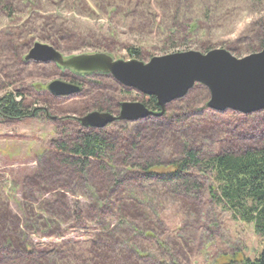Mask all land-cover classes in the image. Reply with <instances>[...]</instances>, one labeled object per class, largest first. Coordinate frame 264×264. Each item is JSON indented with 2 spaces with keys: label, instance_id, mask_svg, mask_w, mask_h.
<instances>
[{
  "label": "trees",
  "instance_id": "obj_1",
  "mask_svg": "<svg viewBox=\"0 0 264 264\" xmlns=\"http://www.w3.org/2000/svg\"><path fill=\"white\" fill-rule=\"evenodd\" d=\"M62 1L66 0H59ZM78 1L97 15L117 18L118 22L135 30L143 27L150 29L158 35L162 50L190 48L196 44L202 52L214 46L209 39L201 41L199 38L209 37L208 23L226 2ZM44 8L43 0H0V17L18 24L19 18L37 15ZM121 8H124L121 11L123 14ZM20 15L23 17H18ZM51 16L49 13L43 17V26L49 25L48 19ZM116 29L114 25L110 35L105 38L102 36L99 40L94 39L93 35L82 34L88 40H96L97 46L110 54V46L118 42ZM73 31L77 30L58 27L56 34H69ZM243 34L241 39L242 34H239L229 43L227 49L243 55L263 49L264 17L250 25ZM237 40L245 43V50L235 45ZM50 41L56 49L62 48L59 39L52 38ZM127 49L130 56L139 60L147 55L148 50L139 43L127 45ZM21 60L24 64L29 63L24 57ZM59 68L69 71L67 77L70 82L80 84L81 91L76 96L94 99V110L117 113L122 102L117 96L112 98L105 95L100 87L95 90V94H87L90 88L102 84L97 78L103 81L105 78L110 79L123 94L140 95L134 89L118 83L109 74H79L67 68ZM91 84L95 86L91 87ZM88 85L90 87L86 89ZM18 96L12 91L0 96V115L17 119L29 116L32 111L36 114L46 111L43 106L30 110V105L38 102L28 103L23 95ZM49 97L54 101L61 99L51 95ZM142 98L150 109L160 110L155 97ZM208 98L207 88L196 84L184 98L167 105L164 115L150 116L135 122L116 121L110 124L115 125V130L109 129L110 126L101 129L85 128L77 119L69 117L59 120L61 135L49 150L40 155L35 177L43 180L45 185L56 183L61 190L57 192L56 199L42 204L41 210L46 213L43 222L37 218L30 219L27 211H24L21 218L16 215L12 217L10 213L0 215V264H19V255H34L27 245V234L20 227L21 224L49 234L57 227L56 218L53 217L56 212L77 213V209L72 211L66 208V202L63 201L67 191L72 189L82 192L86 198L89 204L85 210L87 218L94 220L100 230L109 231L107 235L102 231L99 237H108L112 242L98 237L100 247L98 244L95 246L103 250L116 246L121 256L127 253L128 256L147 261L145 259L151 257V252L141 250L138 241L135 243V239L139 238L156 247L153 252L158 257L156 264H171L170 261L177 264L176 255H168L170 249L167 236L157 228V224L163 221L156 210L153 212L152 205L155 198L160 196H171L191 204L205 201L213 206L215 202L228 210L234 220L251 224L255 234L264 241V111L249 115L232 110L216 112L207 106ZM44 104L47 110L51 109L49 101ZM225 114L235 118L219 123L215 120L217 115ZM66 122H71L74 128L68 129L69 125L64 124ZM77 208L82 211L79 206ZM132 211L145 216L140 221L132 216ZM82 216L80 212L75 220L81 222ZM6 224H14V227L8 228ZM37 256L27 257L25 264H55L43 252H38ZM235 258L226 264H264V249L254 258Z\"/></svg>",
  "mask_w": 264,
  "mask_h": 264
},
{
  "label": "rangeland",
  "instance_id": "obj_2",
  "mask_svg": "<svg viewBox=\"0 0 264 264\" xmlns=\"http://www.w3.org/2000/svg\"><path fill=\"white\" fill-rule=\"evenodd\" d=\"M43 4L46 9L44 8L37 15L19 18L18 24H12L11 20L0 17V96L12 91L17 96L23 95L25 102H38L31 104L30 110L41 106L46 109L44 113L36 114L32 111L29 116L18 119L0 116V215L10 213L12 217L16 215L21 218L24 211H27L30 219L37 218L41 222L46 217L44 210H41L42 204L56 199V194L61 188L56 183L45 185L43 180L35 177L40 155L49 150L51 144L61 135L58 121L67 117L76 119L93 111L94 99L74 95L52 100L47 85L53 80L70 82L67 77L69 71L60 69L55 63L44 64L34 61L22 63L21 58L27 54L33 44L41 42L52 45L50 39L57 38L62 46L57 50L64 57L104 52L97 46L96 40L102 36L104 38L109 36L111 28L115 25L118 42L111 45L109 50L114 59L125 61L138 59L130 56L127 49V45L136 43L148 49L147 55L140 60L143 62H148L154 56L174 52L200 51L196 44L191 45L190 48L162 50L161 43L157 39L158 35L150 29L143 27L135 30L129 25L118 22L117 18L110 19L102 14L97 15L78 0L62 2L43 0ZM122 9L124 8H121L120 12ZM219 9L214 13L213 20L208 23L209 37L207 35L199 40L209 39L214 46L212 49H227L229 43H232L239 34H242L239 38L241 39L250 25L264 17V0L255 2L226 0ZM49 13L52 14L48 19L49 25L43 26V17ZM58 27L77 31L57 35ZM82 33L86 36L93 35L96 40H88ZM235 45L245 50L243 41L237 40ZM230 52L236 57L244 56ZM97 81L102 84L97 86L91 84V87L95 86L97 89L90 88L87 94H95V90H99L100 87L108 97L117 96L121 101H143V95L140 96L139 92L134 90L140 94L139 96L123 94L108 78L104 81L97 78ZM89 87V85L85 86L86 89ZM45 101H49L51 109L47 110ZM234 118L225 114L217 115L215 120L219 123ZM64 124L69 125L68 129L74 128L71 122ZM108 126L111 130L116 129L115 125ZM63 201L66 202V208L72 211L77 209V213L72 215L71 212L68 214L56 212L53 217L56 218L57 227L53 232L44 234L43 230L20 225L25 229L26 240L29 243L27 245L33 250L34 255H19V264H25L27 257L37 258L38 252H43L48 258H52L55 264H156L158 262V257L153 254L156 247L139 238L135 239V243L138 241L137 245L141 246V250L151 252V257L145 259L147 261L128 256L127 253L121 256L118 248L113 245L111 249L97 248L95 245L98 244L99 238L109 239L99 235L103 233L102 231L107 235L109 231L100 230L94 220L87 218L85 210L89 204L82 196V192L73 189L67 191L66 199L64 198ZM78 206L82 211L77 208ZM152 206L153 212L156 210L163 221L157 224V228L167 236L170 249L168 255H176L177 264H226L234 257L236 260L243 256L254 258L264 249L263 238L255 234L251 224L234 220L228 210L215 202L213 207L205 201L191 204L171 196H160L155 198ZM80 212L83 216L81 222H77L75 219ZM132 216L141 221L145 215L135 212ZM6 226L13 228L14 224H6ZM112 228L113 224L110 230ZM109 242H112V239H109ZM125 257L126 260L123 259ZM170 262L173 264V261Z\"/></svg>",
  "mask_w": 264,
  "mask_h": 264
},
{
  "label": "water",
  "instance_id": "obj_3",
  "mask_svg": "<svg viewBox=\"0 0 264 264\" xmlns=\"http://www.w3.org/2000/svg\"><path fill=\"white\" fill-rule=\"evenodd\" d=\"M24 58L55 63L79 74H109L121 85L145 97H155L160 106V110L154 111L143 101H122L117 113L93 110L77 117L85 128L101 129L116 121L135 122L162 116L167 105L184 98L196 84L207 88V106L214 111L232 110L245 115L264 111V48L242 57L224 48L205 53L188 50L143 62L135 58L114 59L106 52L64 57L54 46L35 42ZM47 89L55 97H70L81 91L79 84L63 80H53Z\"/></svg>",
  "mask_w": 264,
  "mask_h": 264
},
{
  "label": "flooded vegetation",
  "instance_id": "obj_4",
  "mask_svg": "<svg viewBox=\"0 0 264 264\" xmlns=\"http://www.w3.org/2000/svg\"><path fill=\"white\" fill-rule=\"evenodd\" d=\"M48 90V89H47ZM49 92V91H48ZM49 94L50 95H52L50 92H49ZM52 96H54V95H52ZM55 97V96H54ZM1 117H4V118H7L5 115H0ZM10 119H12V118H10ZM13 119H16V118H13ZM18 119V118H17Z\"/></svg>",
  "mask_w": 264,
  "mask_h": 264
}]
</instances>
